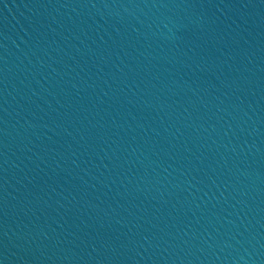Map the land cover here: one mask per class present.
<instances>
[{
	"label": "water",
	"instance_id": "1",
	"mask_svg": "<svg viewBox=\"0 0 264 264\" xmlns=\"http://www.w3.org/2000/svg\"><path fill=\"white\" fill-rule=\"evenodd\" d=\"M0 264H264V0H0Z\"/></svg>",
	"mask_w": 264,
	"mask_h": 264
}]
</instances>
